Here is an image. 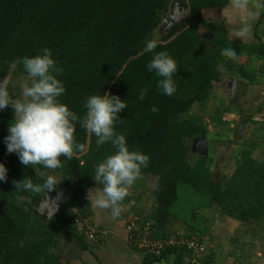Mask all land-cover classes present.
Wrapping results in <instances>:
<instances>
[{"label": "trees", "instance_id": "trees-1", "mask_svg": "<svg viewBox=\"0 0 264 264\" xmlns=\"http://www.w3.org/2000/svg\"><path fill=\"white\" fill-rule=\"evenodd\" d=\"M172 1L0 0V73L6 75L15 65L14 74L27 75L22 59L48 47L63 68L58 79L66 91L59 100L70 110L82 117L91 95L110 93L126 100L128 107L118 113L115 130L126 136L130 150L150 157L141 174L157 180V205L150 218L155 234L164 240L175 236L178 229H172L171 223L180 221L190 228L189 233L183 232L185 238L203 241L204 209L218 206L225 215L244 223L264 219V161L254 157L256 146L248 139L235 154L232 175L214 173L211 155L190 161L189 140L204 136L209 140L208 126L183 115L193 104L209 99L214 85L224 77L221 65L232 56L228 28L205 19L204 13L228 7V0H179L188 9L186 19L175 23L156 49L167 51L177 63L176 91L169 97L157 88L160 77L147 70L153 54L145 53L144 47ZM248 50L264 55V43L252 44ZM238 74L250 84L258 81L244 65ZM142 89L147 95L140 101ZM6 90L14 99L20 98L9 87ZM153 106L157 112L150 110ZM13 116L10 106L0 111V163L8 169L7 180L0 182V264H67V258L56 250L64 239H74L82 250L93 251V245L75 232L73 211L87 212L88 190L96 183L92 178L95 166L114 149L107 143L98 147L95 135L76 125L75 142L83 145V151L74 150L71 160L61 156L62 167L55 170L72 196L59 213L47 219L34 212L43 194L15 190L14 181L24 178L42 184L41 173L49 169L25 167L15 153L7 152L4 138ZM18 195L24 199L22 204ZM187 253L185 244L166 245L161 255L147 258L191 264Z\"/></svg>", "mask_w": 264, "mask_h": 264}, {"label": "clouds", "instance_id": "clouds-1", "mask_svg": "<svg viewBox=\"0 0 264 264\" xmlns=\"http://www.w3.org/2000/svg\"><path fill=\"white\" fill-rule=\"evenodd\" d=\"M228 8L243 16L233 38H245L253 23L264 10V0H228ZM158 42L150 39L144 47L145 53H152V59L146 64L149 72L160 77L157 88L163 95L171 97L176 88L173 76L177 73V63L167 51H159ZM229 55L234 56V52ZM23 70L31 78V86L25 85L22 98L14 99L0 83V111L9 106L14 113L10 121L8 135L4 138L6 150L15 153L25 167L41 165L55 171L62 167L61 156L66 160L73 158L74 150L83 151V145L76 144L74 133L76 125L94 134L97 146L110 144L114 152L95 166L92 177L97 184L103 185L102 192L91 189L87 199L100 209H110L113 217H119L124 211L122 201L129 195L130 188L141 176L142 169L149 166L150 157L140 151L130 150L126 136L115 130L118 113L128 107L126 100L110 93L91 95L85 101L86 113L81 117L60 102L59 97L66 89L58 76L63 72L53 57L52 49L45 47L35 56L22 59ZM147 90L139 92L138 99L143 101ZM157 112L153 106L150 109ZM8 169L0 163V182L7 180ZM58 180L48 175L42 184H34L31 179L14 181L15 190L43 194L56 189ZM23 203L22 196H17ZM43 202V201H41Z\"/></svg>", "mask_w": 264, "mask_h": 264}, {"label": "rangeland", "instance_id": "rangeland-1", "mask_svg": "<svg viewBox=\"0 0 264 264\" xmlns=\"http://www.w3.org/2000/svg\"><path fill=\"white\" fill-rule=\"evenodd\" d=\"M255 0H252L254 3ZM183 7H181L179 0H173L170 4L169 10L166 13L165 17L163 18L162 23L159 27L153 32L152 39L157 40L160 42L163 40V36L167 33V31L177 22V20H184L188 14V9H185L184 16L181 17L180 13ZM204 17L207 20L214 21L217 23L224 24L229 31V38L231 41V50L230 52H234L236 50L243 49V42L246 40H252L259 38V34L263 37L264 36V10L261 11V14L253 23V26L247 35V37L239 39L233 38L234 32L237 29V26L241 23L242 19L244 18L242 15L237 16L233 14L228 7L223 9H211L205 11ZM258 28V34L255 35V28ZM260 39V38H259ZM238 42V43H236ZM241 44V45H238ZM249 48V47H248ZM248 48L245 47L246 50ZM241 52H239L240 54ZM238 54V55H239ZM238 56L232 58L229 57L228 61L226 60L221 66L222 70L224 71L225 76L223 79L214 85L212 90L211 96L206 102H197L193 104L191 109L183 115L184 118H191L200 124L201 121L208 126V135L209 140L207 137H197L195 139L189 140L190 145V161L192 163H196L199 157L202 155H211L213 156L215 162L212 164V170L214 173L218 175H232L236 167V158L235 154L237 150L240 148V145L250 140L254 145L258 147L260 142L257 141L258 139V129L257 121L254 120L252 126H256L255 131L249 130L248 122L253 118L259 117V113H254L251 108H254V101H250L247 99L246 104L242 103L240 100V96L236 95L239 91L237 84L235 83V78H237L240 74H238L240 65L236 64V58ZM229 65V66H228ZM234 65V66H233ZM251 66V65H248ZM248 66L246 64L245 69L248 71ZM253 66V65H252ZM13 69L15 65L12 66ZM12 69V73L10 77L6 80V75H2L0 73V83H4L5 89L9 87L12 92L22 98V92L25 85L31 86L32 80L27 75L22 73L14 74ZM250 71L253 72V69L250 67ZM234 87V90H233ZM233 95V96H232ZM251 100V99H250ZM249 104V106H248ZM242 108H247L245 110L246 114L244 116L241 115V118L234 116L236 114L241 113ZM256 116V117H255ZM201 120V121H200ZM251 125V123H250ZM234 131V134L232 131ZM256 139V140H255ZM242 142V143H241ZM209 147L211 148L209 150ZM263 150V149H262ZM261 149L255 151V157H259L260 154H264ZM45 178L48 175L55 176L60 182L58 183L57 187H63V182L60 177V174L49 170L46 172L41 173ZM149 180H146V189L147 191L152 194L151 198H154V190L156 185V178L154 176H149ZM137 186L141 187V184L138 181ZM99 184L95 183L94 187H98ZM69 189V188H68ZM100 190L102 188H99ZM58 190V189H57ZM53 194V191L51 192ZM137 197L134 196L133 199H137L139 196L143 197V194H138ZM146 195V194H145ZM153 196V197H152ZM127 200V199H126ZM126 206L130 203H126ZM124 202L122 204L124 211L121 213V219L127 220L129 219L132 214L129 213L127 207H124ZM134 207H136V202L133 201ZM122 203V202H121ZM132 206V205H131ZM154 208V203L150 205V211ZM208 213L206 214V211ZM143 211V210H141ZM204 213L207 215L208 219L205 222V228L202 233V236L207 240L208 243V256L209 258L213 259L214 256L216 257V253L222 252L226 253L232 257L239 254L238 250L242 244V240H240V236L243 233H246L247 228H244L243 223H237L234 221L235 219H230L231 217L225 215L220 207L214 206L210 209H204ZM36 215H38L37 210L34 211ZM146 213H148L146 215ZM136 214V213H134ZM133 214V215H134ZM140 214V215H139ZM136 214L138 216L147 217L148 219L151 218V214L147 211L143 213ZM127 218V219H126ZM234 222V223H233ZM236 222V223H235ZM243 225V226H241ZM172 229L176 228L178 231L181 232H190V228L187 227L185 224L181 223L180 221H172L171 223ZM251 227V226H250ZM255 229H260L256 227ZM240 237V238H239ZM92 247H99V246H92ZM56 250L61 252L64 255V248L60 245Z\"/></svg>", "mask_w": 264, "mask_h": 264}, {"label": "crops", "instance_id": "crops-1", "mask_svg": "<svg viewBox=\"0 0 264 264\" xmlns=\"http://www.w3.org/2000/svg\"><path fill=\"white\" fill-rule=\"evenodd\" d=\"M257 34H258V28L256 27L255 35ZM258 36L260 39L257 38V40L252 39V40L242 41L243 49L234 51L235 55L232 56V58L238 56L236 58L237 65H244V66H246V64L247 66L251 65L248 66L247 72L252 75H257L258 78V81L255 84H250L249 81H247L248 79L240 75L237 78H235V81L237 86L239 85L238 88L240 87L236 95L240 96V100H242V103L246 104L247 99L249 100V102L253 100L255 107L251 108V110L254 111V113H257V111L260 112L258 114L259 117L253 118L252 120L253 121L261 120L259 123L257 122L259 126L257 141L260 142V145L258 147H255V151L258 149L261 150L263 149L262 150L263 152L264 151V55L260 56L256 54H250L249 50L245 49V47L248 48L252 44L264 43V36L262 37L260 34ZM239 52L241 53L239 54ZM250 67L253 69V72L249 70ZM245 109L247 108L241 109V112H243L242 116L246 114L247 110ZM234 116L238 117V119L241 118V115L239 114H236ZM250 122L251 121L248 122L249 130L251 131L257 130L252 126L253 123H251L250 125ZM232 133L234 134V131H232ZM255 158L264 161V154L262 155L261 153L259 157H255ZM148 177L149 176L147 175L141 174L139 178L141 187L137 186L138 183H134L130 188H128L129 195L125 198L124 201H126L127 204L128 203L130 204L126 206L124 201H122V204L124 202V207H127L129 213L132 212L133 214L134 213L144 214L145 211L149 213H153L154 209L156 208L157 204H156L155 195L154 198H151L152 194H150L146 189L147 187L146 180H149ZM90 189L95 192H102V189L100 190L99 188L94 186ZM137 193L143 194L144 196L143 197L139 196L137 199H133L134 196L136 197L138 196ZM133 201L136 202L137 204L136 207H134L135 203ZM89 202L90 205L86 213L89 214L99 226L103 227L105 230L108 231L107 240L103 246L93 247V251L90 250L84 251L74 239H70V238L64 239V242L62 243V247L64 248V256L67 258V264H171L170 261L157 263L151 259H148L146 254L128 245L125 239L126 225L128 220L136 214L133 215L131 213L132 216L129 219L126 218L127 219L126 221L125 220L122 221L121 215L119 217H113L110 209H100L96 207L91 201ZM151 203L152 204L154 203V208H152V211H150ZM207 213L208 210L206 211V214ZM147 214L148 213H146V215ZM234 221H236L237 223H243L244 228H247L246 233L241 234L240 236L241 238L239 237L240 240L243 241L241 246L238 247L239 254H236L235 257L234 256L232 257L231 255L229 256L226 253L224 254L222 252L217 251L216 257L214 256L213 258L215 264H264V219L260 220L256 224L244 223L236 219ZM256 227L260 229H255Z\"/></svg>", "mask_w": 264, "mask_h": 264}, {"label": "built area", "instance_id": "built-area-1", "mask_svg": "<svg viewBox=\"0 0 264 264\" xmlns=\"http://www.w3.org/2000/svg\"><path fill=\"white\" fill-rule=\"evenodd\" d=\"M75 232L83 236L94 246H103L107 240L108 231L99 226L92 217L77 208L73 211ZM155 223L152 219L138 215L132 216L126 225L125 239L131 247L146 255L159 256L166 245L178 246L185 244L188 260L191 264H213L208 258L207 241L198 238H185L183 232L177 230L175 236L167 240L155 234ZM185 238V239H184Z\"/></svg>", "mask_w": 264, "mask_h": 264}, {"label": "water", "instance_id": "water-1", "mask_svg": "<svg viewBox=\"0 0 264 264\" xmlns=\"http://www.w3.org/2000/svg\"><path fill=\"white\" fill-rule=\"evenodd\" d=\"M185 9L186 8L183 7L180 13L181 17L184 16ZM177 22H183V20H180V21L177 20ZM12 69L13 67L8 71L6 80L10 77L12 73ZM2 84L3 86L5 85L4 83ZM233 90H234V87H233ZM71 196H72V190L68 189V187L63 185V187L58 188L55 195L49 192L47 194V197L49 198V200H45V199L41 200L43 202L40 201L35 210H37V213L39 216H46L47 219H50L64 208V206L70 201Z\"/></svg>", "mask_w": 264, "mask_h": 264}]
</instances>
